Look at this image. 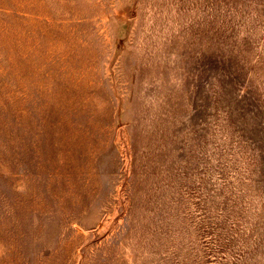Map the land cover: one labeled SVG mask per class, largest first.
<instances>
[{"label":"rangeland","instance_id":"obj_1","mask_svg":"<svg viewBox=\"0 0 264 264\" xmlns=\"http://www.w3.org/2000/svg\"><path fill=\"white\" fill-rule=\"evenodd\" d=\"M0 264H264V0H0Z\"/></svg>","mask_w":264,"mask_h":264}]
</instances>
